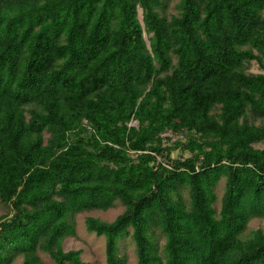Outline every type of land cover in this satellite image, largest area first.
Returning <instances> with one entry per match:
<instances>
[{
    "label": "trees",
    "instance_id": "trees-1",
    "mask_svg": "<svg viewBox=\"0 0 264 264\" xmlns=\"http://www.w3.org/2000/svg\"><path fill=\"white\" fill-rule=\"evenodd\" d=\"M117 203L105 264H264V0H0V264Z\"/></svg>",
    "mask_w": 264,
    "mask_h": 264
},
{
    "label": "rangeland",
    "instance_id": "rangeland-1",
    "mask_svg": "<svg viewBox=\"0 0 264 264\" xmlns=\"http://www.w3.org/2000/svg\"><path fill=\"white\" fill-rule=\"evenodd\" d=\"M140 14V9H139ZM251 70L254 72L260 71L258 65L253 62L251 63ZM167 135L170 136L169 133ZM175 137H172V140ZM174 155L178 154V151L173 153ZM218 199H220L222 191H223V181L221 180L216 187ZM217 207H219V200L216 203ZM124 207L117 203V205L108 210H95L88 211L77 214L75 216L76 223V238H68L64 242L65 249H73V248H83L82 259L87 260L92 264H105V243L104 238L102 236H95L94 233H88L85 229L84 219L86 216L97 217L104 221H112L115 217L123 211ZM7 209L0 208V216L4 214ZM260 228L264 231V218H252L247 223V230ZM121 251L126 255L127 261L126 264H136V256L134 251V246L130 239L125 241V245L121 247ZM41 258V264H54L53 260L47 254L39 253ZM22 257L16 258L12 264H21Z\"/></svg>",
    "mask_w": 264,
    "mask_h": 264
}]
</instances>
